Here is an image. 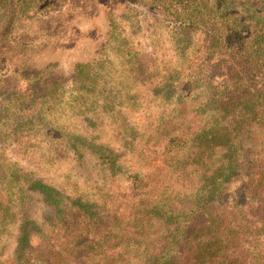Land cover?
<instances>
[{
    "label": "trees",
    "instance_id": "trees-1",
    "mask_svg": "<svg viewBox=\"0 0 264 264\" xmlns=\"http://www.w3.org/2000/svg\"><path fill=\"white\" fill-rule=\"evenodd\" d=\"M143 1L169 22L176 45L188 49L193 34L203 38L183 86L160 97L172 108L142 128L115 114L111 95L96 97L99 61L78 64L66 82L51 65L30 73L23 57L43 28L29 30L45 23L31 12L44 1L23 0L18 8L0 0V146L78 99L88 110L103 101L123 135V161L98 155L70 125L48 119L47 126L73 136L70 151L102 160L112 181L131 178V198L107 184L94 194L67 193L0 154V233L16 229L13 264H264V0ZM125 62L131 86L150 82L151 66L141 58ZM122 96L119 104L135 108V94ZM247 146L259 150L257 161ZM35 195L49 210L47 245L35 243L44 234L26 220ZM72 208L83 219L77 229L66 217Z\"/></svg>",
    "mask_w": 264,
    "mask_h": 264
},
{
    "label": "rangeland",
    "instance_id": "rangeland-1",
    "mask_svg": "<svg viewBox=\"0 0 264 264\" xmlns=\"http://www.w3.org/2000/svg\"><path fill=\"white\" fill-rule=\"evenodd\" d=\"M43 1L37 10L31 12L32 16L38 15L45 23H39L29 30L35 32V29L43 28L36 37L37 42L28 46L23 57L30 61V73L51 65L54 67L52 73L66 82L78 64L99 61L103 64V88L102 92H97L96 97L99 98L102 93L111 95L115 114L126 113L128 123H138L143 128V125L148 127L158 114L165 111L167 113L171 106L163 104L160 97H169L174 88L183 86V76L190 73L188 67L194 64L202 44L201 33L193 34L188 49L184 45H176L168 28L169 22L157 11L151 10L143 0ZM14 2L19 8L23 0ZM16 6L13 4V8ZM110 23L115 28L114 39L109 36L112 30ZM134 58H141L152 67L148 84L131 86L125 77V61ZM2 72L4 71L1 70ZM11 80L15 82L16 77ZM166 85H171L172 89L168 91ZM176 92L180 93L179 90ZM134 94L138 98L135 108L127 109L119 104L120 100H124L122 95ZM156 96L158 99L155 100ZM105 105L106 102L101 101L95 110H88L81 98L71 108L58 109L54 118L51 115L46 121L52 119L54 127L69 128L70 125L74 128V135L79 134L98 149V155H101L99 150L108 156L118 154L120 161H123L122 154L126 153L123 135L111 119V107L106 108ZM35 120L38 119L33 118ZM46 121H35L37 123L6 136L0 146L3 158L17 163L19 168L48 185L62 190L67 186V193L75 190L94 194L107 184L115 185L113 191L118 185L123 196L131 198L127 191L131 178L127 177V181L114 178L112 181L111 175L104 170L102 160L84 149L82 156L70 151L68 144L73 136L69 134L70 137L67 138L61 131L51 132ZM194 121L195 119L191 123ZM247 148L252 152L250 159L257 161L259 150L253 146ZM91 199L96 201L95 198ZM184 208L186 206L182 205L181 209ZM66 217L73 229H77L83 222L75 208L70 209ZM26 218L36 228V232L41 230L44 234V238L36 236L35 243L44 240L47 245L53 241V234L47 226L49 210L44 198L34 196L28 206ZM12 227L0 233V264H13L14 261V247L18 236L14 235L16 229Z\"/></svg>",
    "mask_w": 264,
    "mask_h": 264
}]
</instances>
